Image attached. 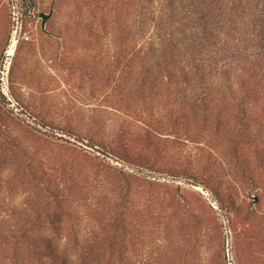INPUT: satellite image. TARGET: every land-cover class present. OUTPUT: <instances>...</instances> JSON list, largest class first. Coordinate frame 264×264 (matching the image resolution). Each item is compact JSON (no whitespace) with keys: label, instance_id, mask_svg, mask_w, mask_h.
Segmentation results:
<instances>
[{"label":"rangeland","instance_id":"1","mask_svg":"<svg viewBox=\"0 0 264 264\" xmlns=\"http://www.w3.org/2000/svg\"><path fill=\"white\" fill-rule=\"evenodd\" d=\"M154 1L0 0V264H264V101L173 127Z\"/></svg>","mask_w":264,"mask_h":264},{"label":"trees","instance_id":"2","mask_svg":"<svg viewBox=\"0 0 264 264\" xmlns=\"http://www.w3.org/2000/svg\"><path fill=\"white\" fill-rule=\"evenodd\" d=\"M156 1L161 4L153 6L156 10L150 9L152 17L138 23V40L151 27L153 38L147 46L143 43L125 65L156 68L155 80L166 68L167 84H178L168 87L167 92L168 96L175 93L178 107V116L170 121L173 127L208 122L221 113L216 107L220 101L237 99L242 105L264 101V0ZM121 44L119 48H123ZM233 49L246 55L238 68L229 66L227 54ZM234 106L237 117L252 118L248 106ZM262 113L264 122V109ZM61 264L91 263L84 258H66Z\"/></svg>","mask_w":264,"mask_h":264},{"label":"water","instance_id":"3","mask_svg":"<svg viewBox=\"0 0 264 264\" xmlns=\"http://www.w3.org/2000/svg\"><path fill=\"white\" fill-rule=\"evenodd\" d=\"M30 1L32 2V0H30ZM53 12H54V2L52 4L51 9H50L49 12H42V13H40V17L42 18L41 26H42V29L46 33H51L49 30H47L46 26H47V21L53 15Z\"/></svg>","mask_w":264,"mask_h":264},{"label":"built area","instance_id":"4","mask_svg":"<svg viewBox=\"0 0 264 264\" xmlns=\"http://www.w3.org/2000/svg\"><path fill=\"white\" fill-rule=\"evenodd\" d=\"M15 16H16L15 18L17 19V22H18V13Z\"/></svg>","mask_w":264,"mask_h":264}]
</instances>
